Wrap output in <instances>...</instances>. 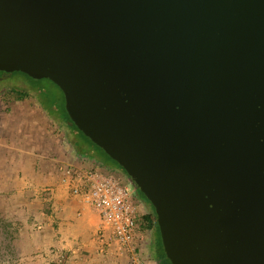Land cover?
<instances>
[{
    "label": "water",
    "instance_id": "obj_1",
    "mask_svg": "<svg viewBox=\"0 0 264 264\" xmlns=\"http://www.w3.org/2000/svg\"><path fill=\"white\" fill-rule=\"evenodd\" d=\"M0 72L61 90L172 264H264V0H0Z\"/></svg>",
    "mask_w": 264,
    "mask_h": 264
},
{
    "label": "rangeland",
    "instance_id": "obj_2",
    "mask_svg": "<svg viewBox=\"0 0 264 264\" xmlns=\"http://www.w3.org/2000/svg\"><path fill=\"white\" fill-rule=\"evenodd\" d=\"M13 79L16 80L0 83V264H27L28 256L47 254L62 259L56 264H63L67 259L65 252L47 245L49 238L59 236L60 228L56 215L51 217L55 193L49 191L48 184L53 172L78 161L77 136L66 121L50 117L38 101L44 90L49 97L42 99L43 103L55 101L50 109H65L58 87L20 74ZM18 91L28 96L18 101ZM115 170L122 184L133 190L134 203L141 204L137 254L143 264H160L153 251L155 234L146 231L142 220L151 208L140 198L139 190L133 189L128 177ZM125 264H132L131 259H125Z\"/></svg>",
    "mask_w": 264,
    "mask_h": 264
},
{
    "label": "built area",
    "instance_id": "obj_3",
    "mask_svg": "<svg viewBox=\"0 0 264 264\" xmlns=\"http://www.w3.org/2000/svg\"><path fill=\"white\" fill-rule=\"evenodd\" d=\"M77 160L59 168L60 186L97 214L100 221L97 233L106 248L130 258L132 264H143L137 254L140 238L137 220L141 204L134 203L133 190L122 184L117 171L110 165L99 163L86 154L78 156ZM49 191L53 193L52 188Z\"/></svg>",
    "mask_w": 264,
    "mask_h": 264
},
{
    "label": "crops",
    "instance_id": "obj_4",
    "mask_svg": "<svg viewBox=\"0 0 264 264\" xmlns=\"http://www.w3.org/2000/svg\"><path fill=\"white\" fill-rule=\"evenodd\" d=\"M53 174L48 184L55 193L51 200L53 212L51 217L56 215L60 228L59 236L49 238L47 245L58 248L60 253L65 252L67 259L63 264H125L127 259L125 256L117 255L111 248H104L99 241L96 234L100 223L97 214L83 206L80 200L69 196L59 184L58 172ZM54 257L49 254L47 256L30 255L26 258V263L33 264L30 261H34L35 264L62 262V259Z\"/></svg>",
    "mask_w": 264,
    "mask_h": 264
},
{
    "label": "trees",
    "instance_id": "obj_5",
    "mask_svg": "<svg viewBox=\"0 0 264 264\" xmlns=\"http://www.w3.org/2000/svg\"><path fill=\"white\" fill-rule=\"evenodd\" d=\"M15 74L24 75V76H26L28 78H31V77H29L26 74L21 73V72H11V73H8V72H0V83H3V82L8 81V80H13V82H14L16 80V79L15 80L13 79V77H14ZM36 80L37 81H42V80L43 81H50V80H47V79H36ZM26 84H27L26 86L29 88V90H31V88L28 85V83H26ZM33 91H35V90H33ZM41 94L43 96H39L38 97V101L44 107V109L47 110V113H48V115L50 117L60 118L63 121H66V123L69 124V127H71L72 130L75 131L76 136H77L76 139L80 143L81 146H88L94 152H96L105 162H107V164H109L110 167L120 170L122 173H124L127 176V174L125 173V171L113 159H111L101 148H99L97 145H95L88 137H86L75 126V124L72 122V120L68 116V114H67V112H66L65 109L62 108L60 112L57 111V110L50 109L51 106H53V104L55 105V101H52L51 104H50V102L43 103L42 99L48 98L49 96L47 97V93H44V90L41 91ZM27 96L28 95H27L26 92H23V91H20V92L18 91L17 92V100L18 101L24 100ZM62 96H63V93H62ZM54 100H56V99H54ZM63 101H64V96H63ZM64 103H65V101H64ZM128 179H129V177H128ZM140 198L145 203H147V205H149L150 208H151V210L147 211V213L142 216V220H143V225H144L146 231H153L154 234H155V242H154V247H153V251H154V254H155V259L160 264H172L170 262V260L167 258L166 254L164 252V248H163V245H162V242H161L160 233H159V228H158V225H157L156 220H155V217H154V215H155L154 209H153L152 205L150 204V202H148V200L144 197V195L141 192H140ZM140 220H141V218H140V214H139V217H138V220H137V223L139 225V228H140V224H139V221ZM157 256H159V259H158Z\"/></svg>",
    "mask_w": 264,
    "mask_h": 264
},
{
    "label": "flooded vegetation",
    "instance_id": "obj_6",
    "mask_svg": "<svg viewBox=\"0 0 264 264\" xmlns=\"http://www.w3.org/2000/svg\"><path fill=\"white\" fill-rule=\"evenodd\" d=\"M76 144H77V148L80 150V152L77 153L78 154L77 156H80L82 154H84V155L86 154V155L90 156V158L97 160L99 163L109 165L96 152H94L88 146H81L78 141H76Z\"/></svg>",
    "mask_w": 264,
    "mask_h": 264
}]
</instances>
